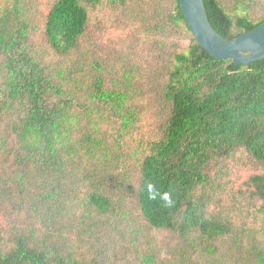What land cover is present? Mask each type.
Masks as SVG:
<instances>
[{
  "label": "trees",
  "instance_id": "1",
  "mask_svg": "<svg viewBox=\"0 0 264 264\" xmlns=\"http://www.w3.org/2000/svg\"><path fill=\"white\" fill-rule=\"evenodd\" d=\"M35 1L0 0V264H264L263 246L240 245L208 209L241 154L262 172L237 188L264 209V60L211 57L180 1L155 0L153 29L185 36L187 50L158 76L116 70L96 52L91 21L133 0H51L42 18ZM204 5L224 39L264 23L246 0ZM154 232L180 243L158 245ZM224 240L228 262L216 256Z\"/></svg>",
  "mask_w": 264,
  "mask_h": 264
},
{
  "label": "rangeland",
  "instance_id": "2",
  "mask_svg": "<svg viewBox=\"0 0 264 264\" xmlns=\"http://www.w3.org/2000/svg\"><path fill=\"white\" fill-rule=\"evenodd\" d=\"M239 1L223 0L226 6H234ZM246 1L255 19L264 17V0ZM133 2L134 6L130 5L123 13L106 8L101 15L99 25L94 24L95 20L91 21L90 37L96 39L98 44L96 52L102 61L108 65H115L116 70H122L124 65H127L128 67L133 66L136 72L138 68L143 75L153 69L158 76L159 70L168 63L169 54L172 51L173 53L186 51L189 41L185 36L176 34L166 36L155 32L154 21L151 18L155 0H133ZM34 4L35 7L31 12L42 18L41 16L49 9L51 0H36ZM134 8H138L140 16L139 14L135 16ZM39 36L37 34L35 38ZM37 44L38 50L46 59L52 63L56 61L41 40H37ZM151 92H153L152 87H148L147 93ZM146 102L143 100L140 104L143 105ZM149 121H151L150 124H148ZM152 123H154L153 118L147 116L139 125L145 126L142 130H148ZM243 155H238L230 163L227 162L226 173L225 171L219 173H224V176L216 183L217 187L211 193L212 199L208 209L211 216L229 222L232 236L241 241L240 245L244 244L246 248L252 245L264 247V209H262L261 201L250 200L242 190L237 188L249 176L260 174L262 167ZM4 225L0 209V226ZM153 235L158 245L166 246L170 250L180 243L170 234L154 232ZM216 248V256L222 254L223 260L228 262L225 256L233 253V244L224 240L223 243L216 244Z\"/></svg>",
  "mask_w": 264,
  "mask_h": 264
},
{
  "label": "water",
  "instance_id": "3",
  "mask_svg": "<svg viewBox=\"0 0 264 264\" xmlns=\"http://www.w3.org/2000/svg\"><path fill=\"white\" fill-rule=\"evenodd\" d=\"M185 22L196 43L211 57L231 60L234 66L264 60V23L232 40L221 37L211 26L204 0H179Z\"/></svg>",
  "mask_w": 264,
  "mask_h": 264
}]
</instances>
